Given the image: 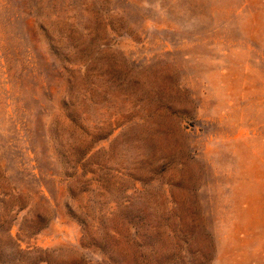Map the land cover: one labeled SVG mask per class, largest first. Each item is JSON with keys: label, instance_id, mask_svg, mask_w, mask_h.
Wrapping results in <instances>:
<instances>
[{"label": "rangeland", "instance_id": "rangeland-1", "mask_svg": "<svg viewBox=\"0 0 264 264\" xmlns=\"http://www.w3.org/2000/svg\"><path fill=\"white\" fill-rule=\"evenodd\" d=\"M0 161L31 217L50 199L24 249L101 263L69 204L148 222L160 264H264V0H0Z\"/></svg>", "mask_w": 264, "mask_h": 264}, {"label": "trees", "instance_id": "trees-1", "mask_svg": "<svg viewBox=\"0 0 264 264\" xmlns=\"http://www.w3.org/2000/svg\"><path fill=\"white\" fill-rule=\"evenodd\" d=\"M34 18V22L38 24V16ZM44 31L46 32V30ZM46 34L48 33L46 32ZM68 62L65 61V64L72 66ZM65 70L68 72L66 68ZM70 106L72 107L73 104ZM73 126L81 131L84 128L80 121L74 123ZM67 135L72 137V134L67 133L65 128L58 127L55 130L54 137H49L52 147L59 143L65 150L68 145L65 142ZM63 158L64 166H66L64 174L68 180L73 179L78 170V165L66 157ZM36 170L40 171L39 169ZM69 170L73 173L70 174ZM7 174L4 163L0 161V180L5 179ZM64 174L59 171L53 175V178L61 177ZM45 190L44 185L39 186L38 194L41 195L43 213L31 217L30 215L33 212L31 190L27 188L19 189L12 186L10 182L5 186L0 181V264H93V260L88 259L86 255H82L79 259L67 261L58 257L56 255L57 251L42 250L33 248L30 245L25 249L23 248L25 241L33 240L52 222V217L45 207V204L50 200L46 196ZM67 208L72 219L82 228L81 249L84 251L94 250L102 258V262H97V264H125L124 257L127 256L130 247L135 248L136 257L134 260L137 264H160L161 258L165 255L161 243L164 241L166 234L159 233L146 221L142 223L139 231L136 223L132 221L117 223L112 220H104L96 222L93 219H85V217L77 215L75 209L71 208L69 204H67ZM80 209L82 208L78 207V211ZM23 213L27 214L21 218L20 216ZM15 227L19 229L14 235L13 229ZM177 233H182L180 227L174 231L175 235ZM167 239H170V237H167ZM172 239L177 242L176 245L179 244L180 246L182 244L184 247H189V240L183 234Z\"/></svg>", "mask_w": 264, "mask_h": 264}]
</instances>
